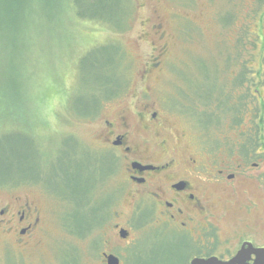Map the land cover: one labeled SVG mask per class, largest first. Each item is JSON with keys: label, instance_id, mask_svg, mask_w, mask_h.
Returning a JSON list of instances; mask_svg holds the SVG:
<instances>
[{"label": "rangeland", "instance_id": "obj_1", "mask_svg": "<svg viewBox=\"0 0 264 264\" xmlns=\"http://www.w3.org/2000/svg\"><path fill=\"white\" fill-rule=\"evenodd\" d=\"M42 1L46 0L30 8L27 0L8 4L0 0V86L13 92L10 97L14 105L8 103L9 109L18 107L22 114L21 104L31 108L20 119L41 122L33 131L36 136L30 135V148L23 142V150H18V154H25L23 167L18 166L21 171H16L14 165L9 182L14 178L21 182L0 184V210L15 203V197L20 203L27 197L34 198L42 205L40 239L32 243L35 247L19 250L11 241V232L6 234L0 226V264H97L105 250V226H92L97 221L91 216L92 205L99 207L103 203L99 199L113 192L108 204L110 213L117 211L122 216L121 210L128 214L131 209L116 200L120 195L118 164L111 178L98 180L101 170L94 138L102 119L121 109L129 118H135L131 111L135 103L146 102L150 110L162 111L168 128L186 135L184 143H189L190 150L206 152V160L230 159L240 148L237 141L241 138L245 147H250L251 141L245 140L249 134L248 116L259 113L253 106L246 108L252 100L244 104L236 125L234 114L226 112L221 104L219 107L217 99L207 105L199 94L207 86H216L213 97L221 95L225 99L222 90L234 80L237 63H250L256 58L257 48L235 47L236 28L249 18L254 21L249 16L252 0H127L131 12L127 24L119 30L84 17L76 19L65 0L55 8H46ZM81 1L85 10L92 7L93 0ZM232 16L233 24L223 25ZM152 26L156 27L154 32ZM111 43L123 52L119 60L122 87L102 99L98 108L86 103L87 115L72 112L66 101L80 83L75 74L77 57L95 46ZM238 51L239 59L226 68L227 55L232 59ZM153 69L158 70L153 71L156 73L152 79H142L144 72L153 75ZM144 84L149 87L147 93L142 92ZM20 87L26 92L18 102ZM78 99L85 102L84 95ZM208 115L215 121L208 124ZM174 139L182 144L176 135ZM94 182L93 191L87 193ZM81 188L87 193L88 203L84 205ZM11 227H15L14 222ZM133 234L137 238L132 244H120L112 252L121 254L124 264H162L168 256L165 238L155 241L146 230Z\"/></svg>", "mask_w": 264, "mask_h": 264}, {"label": "flooded vegetation", "instance_id": "obj_2", "mask_svg": "<svg viewBox=\"0 0 264 264\" xmlns=\"http://www.w3.org/2000/svg\"><path fill=\"white\" fill-rule=\"evenodd\" d=\"M155 73L144 72L142 79H152ZM148 90L144 84L142 92ZM135 104L131 109L135 118H129L125 109L108 115L99 122L94 138L101 170L98 180L111 178L118 164L120 195L116 200L131 206L128 214L124 210L122 216L117 211L110 213L113 192L99 199L103 201L99 207L92 205L91 216L97 220L92 226H105V250L97 264H107L108 255L116 256L118 264L126 263L112 250L120 244H132L137 238L133 233L139 230H146L155 241L165 238L168 248L172 247L165 251L168 256L162 264H191L195 259L212 258L229 262L239 252L242 261L235 264H253L256 253L264 254V126L255 133L250 147L238 139L240 148L230 159L206 160V152L190 150L189 143H184L186 135L168 128L162 111L150 110L146 102ZM249 104L247 109L260 102ZM248 117L247 129L254 131L257 115ZM174 135L182 144H177ZM96 182L88 186L87 193ZM82 193L84 205L88 203L86 190ZM14 200L0 210V226L6 234L11 232V241L19 250L35 247L32 243L40 239L42 205L29 197L21 203L18 197ZM13 222L15 227H11Z\"/></svg>", "mask_w": 264, "mask_h": 264}, {"label": "trees", "instance_id": "obj_3", "mask_svg": "<svg viewBox=\"0 0 264 264\" xmlns=\"http://www.w3.org/2000/svg\"><path fill=\"white\" fill-rule=\"evenodd\" d=\"M5 1L8 4L13 2L16 3L20 0ZM27 1L31 4H28V6L34 8L39 0ZM63 1L64 0H46L42 2L47 4L46 8H55L61 7V2ZM65 4L67 8L71 9V14L73 13L72 11H74L76 19L84 17L86 19L108 24L111 28L117 30L125 27L128 20L127 18L131 12L127 0H93L92 7L89 10H85L86 8L82 5L81 0H65ZM121 6H123V8H121ZM249 9L252 10L249 12V16H251L254 21L249 18L246 23L243 22L238 28H236L235 47L236 49H243L246 45H251L253 49L256 50L257 48V53H254L256 58L251 60L252 62L250 61V63L246 59V61H240L239 64L237 63V73L235 75L233 73L234 80L230 81V84L225 91L222 90L225 93V99L224 96L221 97V95L217 98L213 97V87L216 86H207V88L201 91V94L199 95H201L203 102L207 105L210 101L216 103L215 99H217L219 107L221 104L222 107H225L226 112L229 113V111H231V114H234L232 119L235 121L236 125L239 124L242 113L241 109L244 108L245 103L247 104L246 101H248V99H251L254 102H260V105L255 107L256 112L261 111L257 114V128L254 129V131H250L249 129L248 138H244L250 142L255 140V133L260 131L264 126V113H262L264 110V95L261 94L262 90L264 91V0H252ZM84 10L86 12H83ZM117 13L121 18L124 15L123 18L121 19ZM52 17H54V14ZM230 19L231 20L224 22L223 25L233 24V16ZM120 22L122 23V26L118 25ZM259 37L263 38L260 39ZM239 52L240 51H238V54H235L232 59L230 58L231 55H227L224 64L226 68H229L233 61L239 59ZM122 53L123 52L119 49L118 45L111 43L95 46L77 57L75 61V74L77 78L79 77L78 80L80 83L79 86L77 85L75 88L76 90L67 95L66 101L67 104L72 107V112H76L83 116L87 115L88 111L86 110L88 109V105H86V103L92 104V108H98L103 101L102 99L109 97L122 87V76L119 70V60ZM254 54L251 55L253 58ZM89 79L93 80L90 84L86 82ZM102 84L106 86H101ZM90 90L94 93H91ZM25 92L26 90L24 89L23 91L20 87L17 97L18 102H20L21 96ZM191 92L194 93L193 91ZM12 93L11 90L0 86V184L10 183L14 185L21 181L15 182L16 180L14 178L12 182H9V179L15 168V170L18 171L23 167L22 165L25 155L24 153L18 154V150H23V142L28 144V147L30 148V144L32 145L30 135H33V137L36 136L33 131L36 130V126L41 122L38 119H33L28 122L26 119L22 120L19 118L22 114L23 117H25V110L28 113L32 111L31 108L27 106H23L22 104L19 106V110H24L22 114L18 112V107L9 109V105L11 107L14 105V103L11 102ZM82 95L85 96V102L78 99ZM71 98L74 99V102L70 104L69 102ZM7 99L9 101H7ZM96 108L94 110H96ZM30 116H32L31 113ZM208 118V124L215 121V118L211 115H208ZM201 126L205 127L206 125L202 124ZM243 145L245 146L244 143ZM14 165L17 167L14 168ZM18 166L21 168L18 169Z\"/></svg>", "mask_w": 264, "mask_h": 264}, {"label": "water", "instance_id": "obj_4", "mask_svg": "<svg viewBox=\"0 0 264 264\" xmlns=\"http://www.w3.org/2000/svg\"><path fill=\"white\" fill-rule=\"evenodd\" d=\"M256 260L254 261L253 264H264V254L256 253ZM242 261L241 258V252H239L233 259L232 261L229 262H221L218 261L217 259H207V260H202V259H195L192 261L191 264H235V262L240 263ZM107 264H118V258L114 255H108L107 256Z\"/></svg>", "mask_w": 264, "mask_h": 264}]
</instances>
